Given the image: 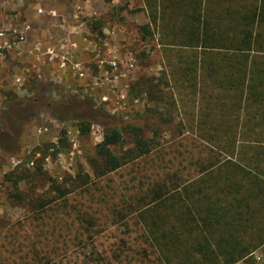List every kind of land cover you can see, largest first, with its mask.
<instances>
[{
  "label": "rangeland",
  "instance_id": "obj_1",
  "mask_svg": "<svg viewBox=\"0 0 264 264\" xmlns=\"http://www.w3.org/2000/svg\"><path fill=\"white\" fill-rule=\"evenodd\" d=\"M154 1L165 2L155 25ZM199 1L0 0V116L19 101L50 102L20 128L11 155L0 152V264H189L192 255L209 264L199 246L217 252L235 240V254L248 257L211 264H264V195L255 189L250 209L235 203L244 208L219 226L196 194L241 116L230 106L202 116L193 97L180 113L154 114V75L205 73L199 59L208 75L239 69L229 54L197 49ZM177 85L194 94L195 84ZM69 96L113 118L122 135L110 149L115 171L96 153L106 131L81 135L62 112Z\"/></svg>",
  "mask_w": 264,
  "mask_h": 264
},
{
  "label": "trees",
  "instance_id": "obj_2",
  "mask_svg": "<svg viewBox=\"0 0 264 264\" xmlns=\"http://www.w3.org/2000/svg\"><path fill=\"white\" fill-rule=\"evenodd\" d=\"M194 3L199 6L197 15L191 19L192 25L197 30L195 41L197 48L231 55L239 66L235 73L238 76V82H240V78L245 79L246 113L239 119L241 126L239 131H228L224 134V137H227V147L223 148L222 154L225 159L220 164L234 172H246L250 166L254 171L264 174V129L262 128L264 126V0H201L199 3ZM173 4L178 6L182 2L175 1ZM146 5L150 23L155 25L158 20L163 19L164 1L148 2ZM144 29L143 31H145ZM226 86H230V84L228 83ZM69 97L60 101L62 112L70 111L72 119L79 125L81 135L89 134L92 126L102 127L106 131L102 143L97 146L96 153L100 161H104L107 168L110 167L108 172L115 171L120 165L118 160H115V164L111 166L113 155L110 149L121 144L122 135L116 126L109 124L108 121L113 118L106 116L89 100ZM39 103H41L40 100L19 101L0 116V120H2V127H0L1 153L11 155L9 147L14 146L13 140L17 139V134L21 131L20 128H23L36 113L48 111L50 102L46 108H41ZM132 131L135 136H139L138 129ZM237 141L240 142L239 147H236ZM250 144H255V148L246 146ZM136 145L139 149V144ZM244 149L250 152V158L246 157ZM232 157H236L238 161L232 163ZM196 194L199 195L198 190ZM244 194L246 195V193ZM251 197L248 195V198H244V200H250ZM202 200L205 201L206 208H215V204L209 202L210 197L207 196L205 199L203 195ZM155 201L159 202L162 199L157 196ZM223 218L224 216L219 220H223ZM219 220H214L217 225L221 223ZM233 244L239 246V244ZM198 250L204 251L206 254L209 253L203 257V260H207L209 264L212 263V257L232 259L230 254L222 248L217 249L216 252L211 247L204 245L199 246ZM187 260H189V264H198L194 255L187 257ZM236 262L238 261L230 264H236Z\"/></svg>",
  "mask_w": 264,
  "mask_h": 264
},
{
  "label": "crops",
  "instance_id": "obj_3",
  "mask_svg": "<svg viewBox=\"0 0 264 264\" xmlns=\"http://www.w3.org/2000/svg\"><path fill=\"white\" fill-rule=\"evenodd\" d=\"M158 48L162 51L161 46H158ZM198 50L206 51L201 49ZM198 61L199 66L204 67L205 73L198 74L196 76L184 74H182V76H174L172 74H168L167 72L154 75V114H167L170 112L180 113L181 109L191 105L190 99L193 97L194 100H197L196 104H193V106L196 107V110L202 116L216 113V111L224 109L227 106L234 108L236 113L240 116L244 115L246 113L245 79L240 78V82H238V76L233 73L222 77H216L217 75H208V63L205 62V60L201 62L199 59ZM164 63V60H161L160 66H163ZM179 81L187 82L190 85L195 84L194 94L189 97L183 96V93H180L179 86L177 85L180 83ZM226 83H229L230 86H226ZM219 84L222 85L220 86ZM176 85L178 87H176ZM236 122L237 124L235 128H231V130L239 131L241 128L239 118H236ZM262 128L264 129V126ZM239 146L240 142L237 141L236 147ZM246 146L255 148V144ZM248 154L251 156L250 153ZM248 154L246 157L250 158ZM236 160V157H232L231 162L234 163ZM198 179L199 181L197 182V187L200 202L205 203V201L202 200L203 195L206 199L207 196L210 197L207 195L208 192H215V199L210 197L211 201L209 200V202L215 204V208H206L205 205L202 212L203 217L208 220L213 219L217 221L219 218L224 216L223 221H228L225 220L226 217H229V219L232 218V215L235 212L234 210H240L243 206L248 209L249 201L245 202L244 198L247 199L248 195H250L252 196L250 200H252L255 197L253 194L255 189H257V192L255 191L257 194L264 195V174L254 171L250 166L246 172H234L232 170H228L227 167L220 164L218 169L205 171L198 177ZM245 190H250L251 193H246L245 195L242 193ZM239 201L243 203V206L240 207L234 205ZM239 205L241 204L239 203ZM252 221L253 217L249 216L246 222L247 225H254ZM236 241L237 240L232 241L231 244L236 243ZM237 248H239V246L237 247L233 244L232 247L230 246L228 248V250H223L230 254V258L245 259L248 257L246 252L242 254H235Z\"/></svg>",
  "mask_w": 264,
  "mask_h": 264
}]
</instances>
